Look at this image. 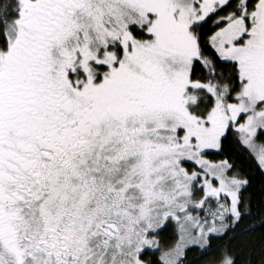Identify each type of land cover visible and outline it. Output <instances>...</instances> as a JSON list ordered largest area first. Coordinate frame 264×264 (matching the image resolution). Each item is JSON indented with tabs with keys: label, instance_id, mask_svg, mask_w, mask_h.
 Wrapping results in <instances>:
<instances>
[{
	"label": "snow or ice",
	"instance_id": "6c2138e0",
	"mask_svg": "<svg viewBox=\"0 0 264 264\" xmlns=\"http://www.w3.org/2000/svg\"><path fill=\"white\" fill-rule=\"evenodd\" d=\"M0 264H264V0H0Z\"/></svg>",
	"mask_w": 264,
	"mask_h": 264
}]
</instances>
